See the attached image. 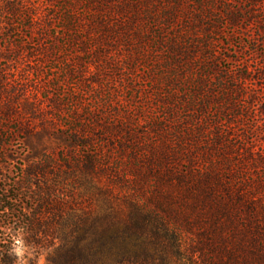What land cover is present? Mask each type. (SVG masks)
<instances>
[{
  "label": "trees",
  "instance_id": "obj_1",
  "mask_svg": "<svg viewBox=\"0 0 264 264\" xmlns=\"http://www.w3.org/2000/svg\"><path fill=\"white\" fill-rule=\"evenodd\" d=\"M235 1L0 0V156L41 101L6 73L113 74L70 90L73 148L30 155L22 186L0 172V229L50 264H264V52L222 38L257 46L264 21L244 33L257 0ZM10 244L0 231V264Z\"/></svg>",
  "mask_w": 264,
  "mask_h": 264
},
{
  "label": "rangeland",
  "instance_id": "obj_2",
  "mask_svg": "<svg viewBox=\"0 0 264 264\" xmlns=\"http://www.w3.org/2000/svg\"><path fill=\"white\" fill-rule=\"evenodd\" d=\"M245 2L246 1L242 2V0H236L232 6H240L243 9L247 8L249 4H252L249 1H247V3ZM253 14L255 17L254 20L247 21L243 19L240 24L245 28L242 29L244 33L256 36L259 34V31L255 20L259 19L264 21V0H257V2L254 3ZM2 22L3 14L0 10V25ZM224 31L226 33L231 31L229 25L224 26ZM222 38L224 39V47L228 48V54L237 56L240 59H246L248 63L254 62L255 59L257 60L260 53L264 52V35L260 37L262 38V42L259 45L257 44V46L246 40L244 35H242V38L238 36L229 39L225 36ZM243 38L246 41L245 47L241 45ZM240 48H242V50ZM256 48L258 49V53H254V57L252 58L251 55H253V51ZM227 64V62L224 63V65ZM29 70L30 72L6 73L8 77L14 76L13 78L19 79L18 82H20L21 87L26 90L28 101H34L32 95H37L41 99V101H39L40 103L37 102V106L34 104L36 107H34L33 104L32 106L29 105L27 111H25V113L29 112V114H27L29 123H31L29 128L23 129L22 124L14 122L4 125L1 129L3 138H5L8 146L5 149L4 156H0V172L3 174L7 186L10 185L12 187L23 185L22 168L27 165V160L30 155L40 154L43 151L47 153L53 152L58 155L60 153L59 151L64 148L67 150L73 148L72 143L67 141L66 137L61 134L64 132L61 125L64 124L65 121H68L66 118L70 116L69 111L72 108L70 105L71 96H73L71 91H77L80 90V88L82 90H88L85 86H87L89 80H95L99 75H104V73L110 76L113 75L112 72H32L31 68ZM136 73L140 74L142 72ZM136 73L134 72L133 75ZM120 77L122 81L121 84H127V80L129 79L128 72H122ZM13 78L10 77L9 79ZM80 85H83L84 88ZM47 91H49L52 96H57L56 98L60 97L58 94L66 92L61 102L60 111H58L53 104V99L55 97L53 99H44L43 96ZM67 92L70 95L67 96ZM126 96H129V93H127ZM85 100H87V97ZM251 116H254V119L258 120V113L254 112ZM236 129L241 132L239 127ZM25 130H27L26 133H24ZM262 137L264 138V135H262ZM187 242L193 243L194 238L187 239ZM175 262H178V260ZM31 264H35V262H31ZM48 264L50 263L48 262Z\"/></svg>",
  "mask_w": 264,
  "mask_h": 264
},
{
  "label": "clouds",
  "instance_id": "obj_3",
  "mask_svg": "<svg viewBox=\"0 0 264 264\" xmlns=\"http://www.w3.org/2000/svg\"><path fill=\"white\" fill-rule=\"evenodd\" d=\"M0 231L4 232L5 241H11L7 254L12 258V264H31L33 261L35 264H48V252L37 253L33 245L26 243L23 227L16 228L13 231L11 226H6Z\"/></svg>",
  "mask_w": 264,
  "mask_h": 264
}]
</instances>
